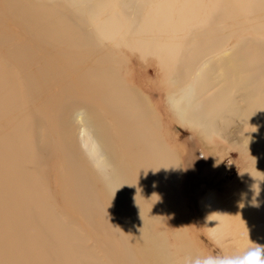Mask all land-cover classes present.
<instances>
[{
    "label": "rangeland",
    "instance_id": "rangeland-1",
    "mask_svg": "<svg viewBox=\"0 0 264 264\" xmlns=\"http://www.w3.org/2000/svg\"><path fill=\"white\" fill-rule=\"evenodd\" d=\"M107 89L139 92L141 110ZM75 107L102 128L100 165ZM257 246L264 0H0V264H204Z\"/></svg>",
    "mask_w": 264,
    "mask_h": 264
},
{
    "label": "bare ground",
    "instance_id": "bare-ground-1",
    "mask_svg": "<svg viewBox=\"0 0 264 264\" xmlns=\"http://www.w3.org/2000/svg\"><path fill=\"white\" fill-rule=\"evenodd\" d=\"M37 8H40V7H37ZM234 52H236V51H234ZM230 54H231V52L230 53L227 52L226 54H224V57L226 58L225 61L231 59L228 57V56H230ZM175 72L178 74V77H177V79L173 78L172 81L175 84H179L184 73L181 70L180 71L175 70ZM200 73H201V71H200ZM111 91L115 92L116 90H111ZM109 92L110 91L108 90V93ZM125 93H126L125 90L120 91V96L116 93L115 94L109 93L108 95H112V97L109 100L117 101V102L120 100V106H126L128 104L129 107L132 109L136 108L138 110H141L140 105L138 106V104L143 100V97L140 95V93L136 92L134 95L133 94L130 95L127 93L125 95ZM182 94H183V92H182ZM182 94H181V96H182ZM186 95L187 94L185 93V97H186ZM116 97H118V98H116ZM186 101L187 100H185V102ZM212 108H213L212 103H208L207 105H202V106H201V103H199V104H196L195 106H193L192 112L193 113L198 112V113L206 114V116H208L210 114V111L212 110ZM75 110H76V107L72 110V112H69L68 116H70V117H68V120H66V122H68V124H73L74 126L79 127V140H80V143H81V146L83 148L84 153L90 158L93 157L92 162L95 165H100V163L97 159H100V157H103V155H104V150L102 149L103 139H101V137L99 135V130L101 131L102 128H96V127L92 126L93 121L91 118V113L88 111L87 108H86V110L83 109V110L78 111L76 113L74 112ZM136 136H141V133L138 131L136 135H133V138ZM142 137L144 139H147V136H145V135H142ZM146 142H147L148 148H153L152 147L153 144H151L150 141H146ZM150 153L152 154V156L154 154H156L153 151H150ZM102 163H103V161H102ZM78 197H83V199L86 200V197L84 195H79ZM126 214H127L126 212H122V214L120 213V216L125 217ZM135 218L136 217H134L133 219H135ZM128 226L134 227V228L136 227L134 225V223H130V224H128Z\"/></svg>",
    "mask_w": 264,
    "mask_h": 264
},
{
    "label": "clouds",
    "instance_id": "clouds-1",
    "mask_svg": "<svg viewBox=\"0 0 264 264\" xmlns=\"http://www.w3.org/2000/svg\"><path fill=\"white\" fill-rule=\"evenodd\" d=\"M197 264H200L198 261ZM204 264H264V246H257L236 257L223 260H206Z\"/></svg>",
    "mask_w": 264,
    "mask_h": 264
}]
</instances>
